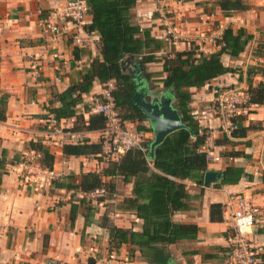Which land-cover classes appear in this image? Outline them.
Listing matches in <instances>:
<instances>
[{
  "label": "crops",
  "instance_id": "obj_1",
  "mask_svg": "<svg viewBox=\"0 0 264 264\" xmlns=\"http://www.w3.org/2000/svg\"><path fill=\"white\" fill-rule=\"evenodd\" d=\"M66 1L0 0V101L4 96L6 112L5 121L0 122V264H87L89 259L95 264H149L137 249L111 247L108 231L100 225V218L106 214L118 228L141 230L142 221L121 207L122 201L132 196V184L120 181L117 198L102 202L77 199L72 187L81 175L99 173L105 163L99 156L65 157L62 145L49 139L47 121L54 118L49 109L59 107L57 94L78 82L91 61L100 57L98 34L85 31L91 23L89 15L81 29L90 42L83 46L72 42L75 29L59 37L44 31L42 24L48 14ZM240 1L248 9L229 15L221 12L219 0H137L131 10L133 22L142 30L137 36L142 38L147 31L161 42L157 60L146 64L143 72H134L142 84L146 82L143 73L151 74L146 83L157 92L165 90L161 83L164 57L191 49L204 55L216 53L220 47L212 38L222 37L226 29L234 35L239 33L244 45L236 58L221 56L222 64L234 73L219 76L202 88L188 89L191 115L207 135L197 152L204 153L212 146L213 155L220 158L215 163L206 161L208 171L220 172L223 178L227 167H235L243 175L237 183L226 185H221L222 178L203 185L183 181L189 209L175 213L173 220L196 226L197 237L170 245L168 264H231V207L227 202L237 195L260 207L249 239L256 253L264 255V102L245 106L243 120L235 123L236 130H247L234 137L224 133L215 108L216 98L223 91L247 94V82L264 84V0ZM163 15L171 21L168 28L162 25ZM202 15H211L210 23L203 24ZM168 30L189 41L174 40ZM102 89L94 82L75 107V116L61 119L58 125L72 130L78 117L88 120L91 114L87 109L93 99H101ZM123 122L129 130L151 128L147 121ZM79 132L84 133L81 142H99V131ZM144 134L145 141L152 140V133ZM31 141L41 142L54 154V168L65 167L62 180L38 188L30 183L27 167L19 164H28V157L34 156L33 168L42 169L38 156L29 148ZM212 204L221 205L220 221L211 220Z\"/></svg>",
  "mask_w": 264,
  "mask_h": 264
},
{
  "label": "trees",
  "instance_id": "obj_2",
  "mask_svg": "<svg viewBox=\"0 0 264 264\" xmlns=\"http://www.w3.org/2000/svg\"><path fill=\"white\" fill-rule=\"evenodd\" d=\"M84 1L91 17V23L85 31L98 34L100 57L91 61L89 67L80 74L78 82L57 94L56 99L60 105L50 108L49 112L54 115L57 124L61 119L71 118L75 116V107L82 103V95L91 91L94 82L104 86L108 81H113L115 88L112 97L121 119L131 122L146 121L138 107L132 103L136 92L133 70L137 66L141 67L143 72L146 64L155 62L157 60L155 54L160 51L161 42L152 38L147 31H143L142 38L137 36L142 30L131 18V10L137 0ZM218 4L224 15L248 9L240 0H219ZM221 42L224 46L218 52L209 55L198 54L195 49H191L164 57L162 68L165 77L161 83L165 90L173 92V105L186 128L167 136L155 147L152 158L148 156L150 140L144 142L145 152L130 149L115 159H105L102 156L100 141L91 143L85 140L62 146V154L65 157L99 156L105 163V167L99 173L82 174L79 182L72 187L76 191L88 193L98 187H104L108 195L100 200L102 202L113 198L116 180L119 179L123 184H132V196L125 198L121 207L132 211L135 217L142 221L141 230L118 228L106 214L100 218V225L107 229L111 247L128 245L133 250L137 249L149 264H168L171 259L168 251L170 245L179 241L194 240L197 237L196 226L180 224L173 220L175 213L189 209L183 181L203 185L204 174L208 171L204 153L197 152L207 135L191 115L188 89L202 88L219 76L235 72L222 64L221 56L226 54L231 58L238 57L244 50L241 35L239 33L234 35L231 29H226ZM143 74L148 82L151 74L146 71ZM247 86L248 103L262 104L264 84L253 86L251 82H247ZM4 104L3 96L0 101V122L6 118ZM242 120L241 115L233 119L234 122ZM104 126V117L90 115L88 120L78 117L72 131L95 132L102 130ZM137 129L152 133L151 128L142 126ZM240 130L243 131L242 134ZM246 130L245 127L235 129L231 136L234 137L237 133L244 135ZM29 148L38 156L37 160L42 168H53L55 156L41 142L31 141ZM2 175L3 172L0 170V184ZM242 175L241 169L227 167L223 171L221 185L235 184ZM210 214L211 220L220 221L221 205L212 204ZM259 257L264 263V255ZM87 264H95V261L89 259Z\"/></svg>",
  "mask_w": 264,
  "mask_h": 264
},
{
  "label": "built area",
  "instance_id": "obj_3",
  "mask_svg": "<svg viewBox=\"0 0 264 264\" xmlns=\"http://www.w3.org/2000/svg\"><path fill=\"white\" fill-rule=\"evenodd\" d=\"M181 1V0H179ZM88 15V8L84 0H67L66 3L58 9L51 11L44 20L42 26L44 31L50 35L59 37L64 33H68L71 29H75L72 34V42L77 46H83L90 41L88 34H83L81 27L83 26ZM211 15H202L200 20L203 24L210 23ZM162 18V25L170 27L171 21L164 15ZM167 34L172 35L174 40L189 41L187 37L176 32L175 30H168ZM212 39L216 40L217 45L222 48L224 44L221 42L222 37L216 36ZM115 88L113 81H108L103 86L101 92V99H93L87 109V113L91 115H101L105 119V126L99 131V141L102 145V156L105 159H115L123 155L130 149H139L145 152V134L142 131L129 130L125 127L121 119L118 109L115 106L112 97V91ZM249 96L237 90H226L217 96L215 101V108L219 111L220 119L223 123V131L227 135L236 129V123L233 119L246 113V105ZM50 128V140H57L60 145L77 144L81 142L84 135L83 132L72 131L57 124L54 118L47 121ZM55 139V140H53ZM212 146H209L204 151V158L206 161L212 163L220 160L219 156H214ZM28 164L20 163V166L27 167L26 176L30 183L36 188L42 187L44 184H51L60 181L65 176V167L59 169H37L33 168L34 156L28 157ZM119 182L115 181L116 191L112 194L113 198L118 196ZM108 191L104 187H98L91 192L84 193L77 191V199H88L92 202L105 199ZM231 207V251L229 254L231 264H260L261 259L251 245L249 234L255 224L257 216L260 214V207L250 203L244 196L237 195L230 197L227 202Z\"/></svg>",
  "mask_w": 264,
  "mask_h": 264
},
{
  "label": "water",
  "instance_id": "obj_4",
  "mask_svg": "<svg viewBox=\"0 0 264 264\" xmlns=\"http://www.w3.org/2000/svg\"><path fill=\"white\" fill-rule=\"evenodd\" d=\"M141 67H134L133 72L141 73ZM132 72V71H131ZM140 77H134L136 92L132 103L138 107L143 117L150 124L152 140L149 144L148 156L153 157L154 149L160 145L170 134L186 128L181 120L178 110L173 105V92L167 90L156 91L146 83H138ZM222 178L220 172L207 171L204 174L203 183L212 184Z\"/></svg>",
  "mask_w": 264,
  "mask_h": 264
},
{
  "label": "rangeland",
  "instance_id": "obj_5",
  "mask_svg": "<svg viewBox=\"0 0 264 264\" xmlns=\"http://www.w3.org/2000/svg\"><path fill=\"white\" fill-rule=\"evenodd\" d=\"M89 42H90V41H89ZM89 42H88V43H89ZM154 74H156V73H154Z\"/></svg>",
  "mask_w": 264,
  "mask_h": 264
}]
</instances>
